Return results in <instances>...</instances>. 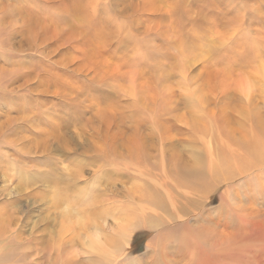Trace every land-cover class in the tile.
Listing matches in <instances>:
<instances>
[{"label": "rangeland", "instance_id": "1", "mask_svg": "<svg viewBox=\"0 0 264 264\" xmlns=\"http://www.w3.org/2000/svg\"><path fill=\"white\" fill-rule=\"evenodd\" d=\"M8 3L33 34L0 66L33 72L0 89V264H264V0Z\"/></svg>", "mask_w": 264, "mask_h": 264}, {"label": "bare ground", "instance_id": "2", "mask_svg": "<svg viewBox=\"0 0 264 264\" xmlns=\"http://www.w3.org/2000/svg\"><path fill=\"white\" fill-rule=\"evenodd\" d=\"M10 1V0H9ZM8 1V2H9ZM26 1V0H23ZM5 4L0 8V25L2 26L0 28V34H3L5 30L7 29L8 32L5 33V39L4 42L7 45V51L12 53L15 52V50H20L19 48L15 49V37L17 34H21L22 36L26 35L27 40H29L33 34L32 29H30V14L28 13V7L27 5L24 6H17L14 3H8ZM14 2V1H13ZM83 4V3H81ZM29 5V4H28ZM41 5V4H40ZM83 6V5H82ZM42 7V5H41ZM85 8V7H84ZM35 9V8H34ZM37 9V8H36ZM31 10V9H30ZM91 10V9H90ZM42 11V10H41ZM68 11V9H67ZM70 11V10H69ZM79 11V8L73 5L72 12L74 14H77ZM110 11V10H109ZM31 12V11H30ZM43 12V11H42ZM27 13V14H26ZM36 14L33 13V15ZM21 16L26 18L23 20L21 28L18 29L16 26V16ZM38 15V14H37ZM93 15V13H92ZM39 17V16H38ZM41 17V16H40ZM39 17V18H40ZM92 17V16H91ZM32 19V18H31ZM91 19V18H90ZM99 19V18H98ZM19 20V19H18ZM34 20V19H33ZM89 20V19H87ZM97 20V19H96ZM20 22V21H19ZM22 22V21H21ZM18 23V22H17ZM40 23V22H39ZM95 23V22H94ZM113 24V23H112ZM40 26V25H39ZM92 26V25H91ZM102 26H107L105 23L102 22ZM35 27V26H34ZM42 26H40L41 28ZM91 29V28H90ZM72 33V32H71ZM30 42V41H29ZM30 45V44H29ZM90 45V44H89ZM52 48V47H51ZM26 50V49H25ZM7 52V53H8ZM9 54V53H8ZM17 55V54H16ZM43 56V54H42ZM6 61H4L7 65L10 66V68L4 64L0 66V89L6 92L15 93V90L17 89V92L24 91V93L28 92L29 85L28 83L31 81L32 78V73L31 70L32 67L27 65L26 63H23L22 61H17L15 59L10 58L9 56L7 57ZM40 59V58H39ZM21 60V59H20ZM23 60H25L23 58ZM28 61V60H27ZM26 61V62H27ZM42 62V61H41ZM45 63V62H44ZM47 65V63H45ZM34 65V64H33ZM48 66V65H47ZM54 66V65H53ZM36 69H39L40 71H43L44 73L45 68L41 66H35ZM52 68V66H51ZM57 71V70H56ZM60 71V70H59ZM42 73V72H41ZM58 73V72H57ZM264 73V70H263ZM51 74V72L49 73ZM44 75V74H43ZM47 76V75H46ZM51 77V76H50ZM71 78V77H70ZM69 80V79H68ZM22 81V84L19 85L17 88H15V84ZM24 81V82H23ZM12 87V88H10ZM23 94V93H22ZM15 96L18 98H23V95ZM26 108V107H25ZM24 108V110H25ZM85 110V109H84ZM54 111V110H53ZM105 111V110H104ZM24 112V111H23ZM44 113V112H43ZM42 114V113H41ZM43 116V115H42ZM20 118H18L19 120ZM17 120V119H16ZM42 121V119H41ZM44 121V120H43ZM24 122V121H23ZM26 122V121H25ZM37 122V121H35ZM33 123V122H32ZM44 123V122H43ZM26 124V123H25ZM28 124V123H27ZM10 125V124H9ZM40 125V124H39ZM17 126V125H16ZM17 128V127H16ZM10 129V128H9ZM22 129V127H21ZM12 130V129H11ZM15 131V130H14ZM13 132V131H12ZM17 133V132H16ZM4 141V140H3ZM17 141V140H16ZM15 143V142H14ZM12 143V145L14 144ZM17 144V143H16ZM14 144V145H16ZM26 145V144H25ZM23 147V146H22ZM251 155L255 158L256 164H260L262 159L264 158V129L260 136L256 137L254 139ZM10 156V155H9ZM224 164L228 165V161H226ZM171 196V192H169L167 189H162L161 188H153V190H150V192L147 195V199L142 207L138 209L137 215L139 219H148V220H153L156 217L160 215V212L162 210H167L168 208V197ZM98 231V227L94 226L92 229V237H88V246L91 249L96 250L100 254H102L104 257L109 259V249H107V246L105 245L104 241L100 240L99 234H96ZM13 236V234H12Z\"/></svg>", "mask_w": 264, "mask_h": 264}]
</instances>
